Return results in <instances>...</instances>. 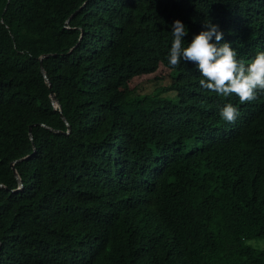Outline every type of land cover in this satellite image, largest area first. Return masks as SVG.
<instances>
[{
    "label": "trees",
    "instance_id": "1",
    "mask_svg": "<svg viewBox=\"0 0 264 264\" xmlns=\"http://www.w3.org/2000/svg\"><path fill=\"white\" fill-rule=\"evenodd\" d=\"M177 19L264 51V0H0V264H264V92L170 66Z\"/></svg>",
    "mask_w": 264,
    "mask_h": 264
},
{
    "label": "clouds",
    "instance_id": "2",
    "mask_svg": "<svg viewBox=\"0 0 264 264\" xmlns=\"http://www.w3.org/2000/svg\"><path fill=\"white\" fill-rule=\"evenodd\" d=\"M172 43L167 60L170 66L178 67L181 61L191 62L202 76L199 84L220 97H239V103H251L264 92V51L245 63L237 59L236 50L229 42H224V33L219 25L205 20L203 28L187 46H183L188 35L185 24L177 19L171 25ZM227 123H235L240 115L232 103L224 105L219 112Z\"/></svg>",
    "mask_w": 264,
    "mask_h": 264
},
{
    "label": "water",
    "instance_id": "3",
    "mask_svg": "<svg viewBox=\"0 0 264 264\" xmlns=\"http://www.w3.org/2000/svg\"><path fill=\"white\" fill-rule=\"evenodd\" d=\"M80 8H82V7H80ZM80 8H79V9H80ZM79 9H78V10H79ZM74 15H75V14H74ZM45 57H47V55H46V56H43V57L40 59V62H41V71H42L44 77L48 80V77H47L46 71L44 70V68H43V66H42V61H43V59H44ZM48 82H49V80H48ZM49 85H51L50 82H49ZM51 98H52V104L54 105L55 109L60 108L59 112H60L61 115H62L61 105H60V103H59L57 97H56L54 94H52V95H51ZM62 118L64 119L65 122L68 123L67 118H65L63 115H62ZM68 125H69V123H68ZM43 127H44V128H47L46 126H43ZM47 129H48V128H47ZM52 132H54V131L52 130ZM70 133H71V132H69L67 135H70ZM30 137H31V139L33 138V136H32L31 133H30ZM24 160H26V159H19L18 161H15V162L13 163V165H12V166H13L14 173H15V175H16L18 181H19V184H20V190L23 188V183H22L21 178H20V176H19V174H18V172H17V170H16V168H15V164L18 163V162H22V161H24ZM0 186L3 187V185H0Z\"/></svg>",
    "mask_w": 264,
    "mask_h": 264
},
{
    "label": "rangeland",
    "instance_id": "4",
    "mask_svg": "<svg viewBox=\"0 0 264 264\" xmlns=\"http://www.w3.org/2000/svg\"><path fill=\"white\" fill-rule=\"evenodd\" d=\"M166 80L167 79H163V80H159V81L144 80L141 83L140 92L141 93H144V94L145 93H151L155 88L162 87L164 85V82ZM172 95L174 96V93L171 92L170 96H172ZM258 242H264V239L263 240H260ZM258 242H255V243H258ZM262 247L264 248V244H262Z\"/></svg>",
    "mask_w": 264,
    "mask_h": 264
}]
</instances>
